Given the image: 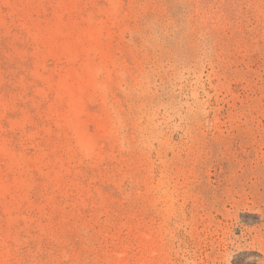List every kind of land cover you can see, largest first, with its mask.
Segmentation results:
<instances>
[{"label": "rangeland", "instance_id": "obj_1", "mask_svg": "<svg viewBox=\"0 0 264 264\" xmlns=\"http://www.w3.org/2000/svg\"><path fill=\"white\" fill-rule=\"evenodd\" d=\"M0 264H264V0H0Z\"/></svg>", "mask_w": 264, "mask_h": 264}]
</instances>
